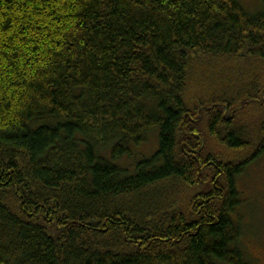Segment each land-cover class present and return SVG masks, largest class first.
<instances>
[{
  "label": "trees",
  "instance_id": "trees-1",
  "mask_svg": "<svg viewBox=\"0 0 264 264\" xmlns=\"http://www.w3.org/2000/svg\"><path fill=\"white\" fill-rule=\"evenodd\" d=\"M262 2L0 0V264H251L235 179L264 116L253 135L235 106L263 96L235 85L264 65ZM226 62L190 103L192 76Z\"/></svg>",
  "mask_w": 264,
  "mask_h": 264
},
{
  "label": "rangeland",
  "instance_id": "rangeland-1",
  "mask_svg": "<svg viewBox=\"0 0 264 264\" xmlns=\"http://www.w3.org/2000/svg\"><path fill=\"white\" fill-rule=\"evenodd\" d=\"M244 11L250 16L255 17L263 10L262 0H239ZM231 63L216 64V67L210 70L199 71L192 76L187 92V99L190 103L196 101L203 102L206 97L210 96L214 91H219L224 82V76H227L229 67H233ZM260 66V65H259ZM234 67H236L234 65ZM258 74L252 76L240 77L236 80V88L240 87V82L246 84L252 81L260 83V92L263 101L248 104L238 102L236 109L239 111V119L241 122L250 126L252 134H256L257 125L264 116V65L258 68ZM259 77H258V76ZM228 77V76H227ZM243 88V87H242ZM217 94V93H216ZM245 104V105H244ZM158 134L151 133L147 137V141L133 152V157L124 159L122 164L131 167L150 159L156 152L158 147ZM212 143V150L216 153L226 156L228 159L237 160L246 153H233L222 149L217 144ZM235 185L240 193L242 204L237 209V215L241 216L245 226V257L251 264H264V152L261 153L254 161L246 165L235 179ZM237 216V217H238Z\"/></svg>",
  "mask_w": 264,
  "mask_h": 264
}]
</instances>
